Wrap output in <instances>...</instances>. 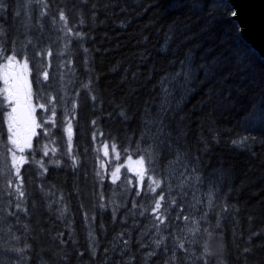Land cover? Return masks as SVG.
<instances>
[{"label": "trees", "instance_id": "1", "mask_svg": "<svg viewBox=\"0 0 264 264\" xmlns=\"http://www.w3.org/2000/svg\"><path fill=\"white\" fill-rule=\"evenodd\" d=\"M13 56L39 122L16 168L0 79V264H264V59L227 0H0ZM176 160L207 205L160 199Z\"/></svg>", "mask_w": 264, "mask_h": 264}, {"label": "rangeland", "instance_id": "2", "mask_svg": "<svg viewBox=\"0 0 264 264\" xmlns=\"http://www.w3.org/2000/svg\"><path fill=\"white\" fill-rule=\"evenodd\" d=\"M15 71L18 81L25 88V95L27 100L25 103L28 108L30 121L27 122L23 117H18L15 110H13L14 103L18 102L17 96L10 93V85L7 81L9 71ZM0 79L2 81V93L9 105V115L7 117V124L9 128L11 142L14 144L13 162L18 168L19 162L26 160L28 151L32 148V132L38 126L37 112L39 106L34 99L33 88L31 84L30 66L26 60H21L9 57L0 67ZM102 155V167L107 172L109 171V179L117 181L123 170L130 173L139 185L147 179V168L143 159L129 156L123 158L115 145L103 143L100 146ZM111 167V169H110ZM152 183V182H151ZM154 190H158L163 186V193L160 199L163 200L167 195L177 193L182 197L186 203H195L196 205H207L211 201V193L204 190L201 186L200 179L189 172L180 160L174 161L171 166L167 168L166 179L162 181H155L152 183ZM196 231V221L192 218L187 219L182 233L186 238H190Z\"/></svg>", "mask_w": 264, "mask_h": 264}, {"label": "water", "instance_id": "3", "mask_svg": "<svg viewBox=\"0 0 264 264\" xmlns=\"http://www.w3.org/2000/svg\"><path fill=\"white\" fill-rule=\"evenodd\" d=\"M243 38L264 59V0H227Z\"/></svg>", "mask_w": 264, "mask_h": 264}, {"label": "flooded vegetation", "instance_id": "4", "mask_svg": "<svg viewBox=\"0 0 264 264\" xmlns=\"http://www.w3.org/2000/svg\"><path fill=\"white\" fill-rule=\"evenodd\" d=\"M10 76L13 79V81H11L10 77H7V81L11 87L10 93L16 95L17 99L20 102V105H19L18 102L14 101V98L12 99L13 103H14L13 110H15V112L17 114L22 116L24 120L29 122V118L27 115V107H26V105L22 104V103H25L27 100V96L25 95V88H24V86L20 85V82L17 79L15 71L11 70Z\"/></svg>", "mask_w": 264, "mask_h": 264}]
</instances>
